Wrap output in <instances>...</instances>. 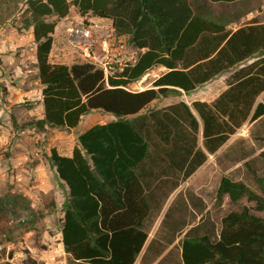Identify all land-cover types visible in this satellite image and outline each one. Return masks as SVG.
<instances>
[{
    "label": "trees",
    "instance_id": "16d2710c",
    "mask_svg": "<svg viewBox=\"0 0 264 264\" xmlns=\"http://www.w3.org/2000/svg\"><path fill=\"white\" fill-rule=\"evenodd\" d=\"M234 1L26 0L41 84L38 124L70 130L91 110L115 116L79 133L70 154L50 149L49 160L67 188L59 228L68 264H134L148 238L151 176L144 168L187 178L248 118L264 116V22L232 29L206 3ZM71 5L81 17L111 19L137 50L136 61L107 78L93 62H51V36ZM51 15L55 19L48 20ZM155 67L164 71L150 87L130 88ZM226 71V88L210 103L150 108L158 97L188 94ZM199 122L204 149L196 143ZM224 196L230 203L245 198L253 207L223 215L219 229L209 220L190 226L180 242L181 264H264V216L252 212L264 213V195L222 176L217 201ZM54 201L44 195L41 216L52 212Z\"/></svg>",
    "mask_w": 264,
    "mask_h": 264
},
{
    "label": "rangeland",
    "instance_id": "374dc122",
    "mask_svg": "<svg viewBox=\"0 0 264 264\" xmlns=\"http://www.w3.org/2000/svg\"><path fill=\"white\" fill-rule=\"evenodd\" d=\"M191 1L194 5H198L205 0ZM206 3L214 15L227 19L232 29L250 21L264 22V0ZM75 10V7L71 5V12ZM54 18L53 15L47 17L48 20ZM28 22L26 0H0V89L3 88L4 93L7 86L16 85L18 82L16 72L19 69L9 59L12 57L24 59L25 66L21 68V72H25L27 78L31 80L29 85L32 88L37 87L33 82L34 44L32 40L26 38L23 45L18 44L13 48L7 44L10 39L7 36H20L30 30ZM260 53H256L255 57L242 64L253 61ZM135 54L137 56L136 49ZM163 71V67L153 68L140 80L131 84L130 88L138 90L141 87L143 89L150 87L152 80ZM229 74L230 71L223 72L188 94L182 91H171L166 96L153 100L150 108H162L178 101H184L191 109H193V101L210 103L226 88ZM36 96L38 92L37 94L32 92L31 98L28 95L19 97L18 105L28 108ZM114 117L113 114L102 110H91L82 117L73 130L48 124L39 125L38 120H23L11 127L10 123L15 119L12 120L9 117L7 121L1 123L0 138H3L0 139V243L7 245L12 243L17 249L30 252L26 244L20 245L26 237V232L30 230L32 232L28 239H32V247L41 251L45 244L41 242L40 235L47 230L46 225H48V222L43 220L45 215L40 214L43 211L42 200L45 194L55 199L51 219L54 220L56 230L52 236L58 237L57 230L60 227L67 189L64 183L57 178L49 160L50 149L56 148L62 154H70L77 144V134L82 129ZM17 127L26 131H34V133L31 131L27 133L30 135L27 144L25 137L22 136L25 134H17L20 132ZM200 130L201 123L196 143L198 147L204 149ZM21 136L25 141L24 144L18 140ZM12 145H14L13 148ZM206 154L207 159L204 163L187 178H183L177 171L162 172L161 168L154 165L147 167L155 174L149 189L150 214L145 224L148 238L134 264H181L180 242L190 226L202 220H209L219 229L220 218L223 215L232 210H240L243 206L252 208L253 202L245 198L236 203H230L224 196L221 202L217 201L216 187L222 176L242 181L259 195H264V181L262 180L264 175V116L254 121L248 118L214 153L206 152ZM252 212L264 216L262 212L254 210ZM56 238H53V243L56 242ZM148 245L150 248L146 250ZM44 255L45 259L50 258V264H68L67 254L62 251L55 255V259L49 253H44Z\"/></svg>",
    "mask_w": 264,
    "mask_h": 264
},
{
    "label": "built area",
    "instance_id": "2783aa9c",
    "mask_svg": "<svg viewBox=\"0 0 264 264\" xmlns=\"http://www.w3.org/2000/svg\"><path fill=\"white\" fill-rule=\"evenodd\" d=\"M49 56L55 63H96L102 68L105 78L115 76L137 59L127 36L119 34L111 19L103 17L87 22H70L62 31L53 32ZM0 264L49 263L31 251L17 249L12 243H0Z\"/></svg>",
    "mask_w": 264,
    "mask_h": 264
},
{
    "label": "crops",
    "instance_id": "0c3cea01",
    "mask_svg": "<svg viewBox=\"0 0 264 264\" xmlns=\"http://www.w3.org/2000/svg\"><path fill=\"white\" fill-rule=\"evenodd\" d=\"M96 17L97 16L88 15L86 18H84V17H81L76 10L72 11V12L70 11V13L65 18H62V19L57 21L56 26L54 28V33L62 31L63 27L70 22H74V21L75 22H81L84 20L87 22L88 20H95ZM7 37H10L7 44L10 47L12 46L11 48H13V46L18 45V44L23 45L25 40H27L26 38L32 40V42L34 44V47H33L34 54L32 56V58H33L32 62L34 63V68H33L34 80H33V82L35 85H37V87L32 88L29 85V84H31V80H29L27 78L25 72H23V71L21 72V68H24V66H25L24 59L19 58V57L18 58L17 57L9 58L15 64V66L19 69L18 72H16V75H18V82L16 85H9V86L6 85L7 89H6L5 93L3 92V88L0 89V127H1V123H3L4 121H7L8 117L10 119L12 118V120L13 119L16 120V121L13 120L15 122L12 121L13 123L12 122L10 123L11 127L13 124H16L17 122H22L23 120L32 121V120H40L43 118V106H42V101H41V84L39 82L38 75H37V68L35 66V63H36V60H35V43H34L33 37H32V29L30 28V30L26 34H21L20 36L15 37L14 35L13 36L10 35ZM49 59L51 62H54L51 59V57ZM139 89H143V87H141ZM32 92H34L36 94L38 92V96H36L35 99H32V100H34V102L31 103L28 108H23L20 105H18L19 104L18 103L19 97L22 98L23 96H27V95L30 97ZM152 102L150 103V106H152V104H153ZM114 119H115V117L110 118L109 120H114ZM109 120H107V121H109ZM19 127H21V125ZM19 127H17V128L20 129V130H18L20 132L17 134L20 135L21 133H24L25 135H22V136L25 137L24 140L26 141V144H27L28 138H30V135H27V133H29L30 131L34 133V131H32V130L26 131V130L21 129ZM75 128H73V129H75ZM73 129H70V130H73ZM83 130H85V129H82L79 133H81ZM78 134H77V136H78ZM22 136L18 140H21V143L24 144L25 141L22 139ZM2 138L3 137H1L0 139H2ZM22 144H20V145H22ZM11 147L13 148L14 145H12ZM38 165L39 164H37V166ZM53 169H54V166H53ZM144 171H146L147 177L151 176L150 178H147V180H149V183L151 186L152 181L154 180V177H153V175H155L154 171H152L151 169H148L147 167L144 168ZM65 188H66V186H65ZM52 217H53V215L51 213H49L48 215H45L43 217V220H45V222L47 221L48 225H46L47 230H45L44 233L42 235H40L42 237L41 242L43 244H45V246H46V247L45 246L42 247L41 251H38L37 248H33L34 246L32 247V244H31L32 239H28L29 235L32 232L30 230L26 232V237H24V240L20 242V245L26 244L32 253L37 254L39 257H41L43 259H45L44 253H49L50 256L54 257V259H55V255L57 253L59 254L60 251L64 252L63 245L61 242L60 228L57 230L58 231L57 232L58 237L56 238V237L52 236L53 232L56 230L54 222H53L54 220L51 219ZM60 222H61V220H60ZM57 234H55V235H57ZM53 238H56L55 243H53ZM45 260L50 264V258L45 259Z\"/></svg>",
    "mask_w": 264,
    "mask_h": 264
}]
</instances>
